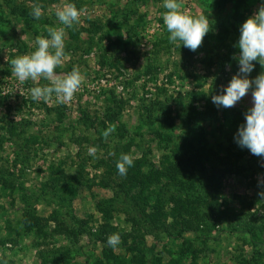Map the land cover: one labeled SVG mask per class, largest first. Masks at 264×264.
Masks as SVG:
<instances>
[{
	"label": "rangeland",
	"instance_id": "rangeland-1",
	"mask_svg": "<svg viewBox=\"0 0 264 264\" xmlns=\"http://www.w3.org/2000/svg\"><path fill=\"white\" fill-rule=\"evenodd\" d=\"M178 2L208 18L195 52L169 41L163 0H0V264H264V157L235 141L251 91L211 100L261 0ZM66 3L71 28L55 16ZM49 28L65 32L55 73L81 75L64 103L34 101L50 82L12 74Z\"/></svg>",
	"mask_w": 264,
	"mask_h": 264
},
{
	"label": "clouds",
	"instance_id": "clouds-1",
	"mask_svg": "<svg viewBox=\"0 0 264 264\" xmlns=\"http://www.w3.org/2000/svg\"><path fill=\"white\" fill-rule=\"evenodd\" d=\"M163 23L169 33L171 43L180 42V46L195 52L201 45L203 38L209 32L208 18L205 16H192L181 11L178 0H163ZM34 20L42 16V9L37 4L31 10ZM56 18L62 25L71 28L79 22L80 12L73 3H66L56 10ZM237 57L239 71L235 74L226 87H222L219 94L212 95V103L218 107L230 108L251 91L250 107L245 113V123L242 124L235 136L236 143L247 148L251 154L264 157V71L254 79H249L255 68L253 62H258L264 69V0L258 11L250 16L239 28ZM49 38L37 37L36 50L30 55H22L12 60V74L20 81L43 78L51 86H37L31 89L34 101L43 99L47 101L53 94L60 103L70 101L79 88L82 80L78 69L60 76L55 69L61 64L64 56V28L48 29ZM108 133H105L107 136ZM95 149H90L94 154ZM133 160L127 154H121L117 162L118 173L126 175V166L131 167ZM264 187V181L261 182ZM264 198V192L260 193ZM120 243L119 234H112L107 238V245L115 248Z\"/></svg>",
	"mask_w": 264,
	"mask_h": 264
}]
</instances>
